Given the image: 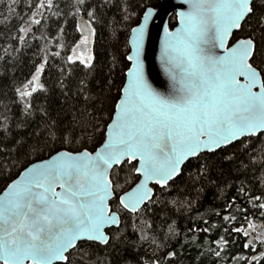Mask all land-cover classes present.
I'll return each instance as SVG.
<instances>
[{
  "label": "snow or ice",
  "instance_id": "obj_1",
  "mask_svg": "<svg viewBox=\"0 0 264 264\" xmlns=\"http://www.w3.org/2000/svg\"><path fill=\"white\" fill-rule=\"evenodd\" d=\"M0 264H264V0H0Z\"/></svg>",
  "mask_w": 264,
  "mask_h": 264
},
{
  "label": "trees",
  "instance_id": "obj_2",
  "mask_svg": "<svg viewBox=\"0 0 264 264\" xmlns=\"http://www.w3.org/2000/svg\"><path fill=\"white\" fill-rule=\"evenodd\" d=\"M172 23H175L174 21H172ZM102 42L105 44V46H107V44H108V41H107V39L106 38H102ZM108 52H109V54H111V52H112V49L111 48H108ZM29 55H31V53L29 52ZM22 71L23 72H26L27 71V69L26 68H24V69H22Z\"/></svg>",
  "mask_w": 264,
  "mask_h": 264
},
{
  "label": "water",
  "instance_id": "obj_3",
  "mask_svg": "<svg viewBox=\"0 0 264 264\" xmlns=\"http://www.w3.org/2000/svg\"><path fill=\"white\" fill-rule=\"evenodd\" d=\"M160 22L159 21H157V24H159Z\"/></svg>",
  "mask_w": 264,
  "mask_h": 264
}]
</instances>
